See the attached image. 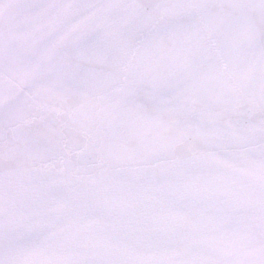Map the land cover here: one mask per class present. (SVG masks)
<instances>
[{"label":"snow or ice","instance_id":"snow-or-ice-1","mask_svg":"<svg viewBox=\"0 0 264 264\" xmlns=\"http://www.w3.org/2000/svg\"><path fill=\"white\" fill-rule=\"evenodd\" d=\"M0 264H264V0H0Z\"/></svg>","mask_w":264,"mask_h":264}]
</instances>
